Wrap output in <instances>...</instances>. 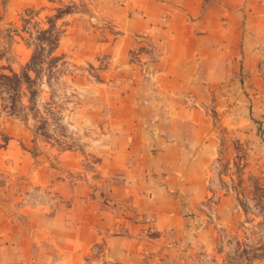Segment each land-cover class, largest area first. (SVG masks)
Returning <instances> with one entry per match:
<instances>
[{"label": "crops", "instance_id": "crops-1", "mask_svg": "<svg viewBox=\"0 0 264 264\" xmlns=\"http://www.w3.org/2000/svg\"><path fill=\"white\" fill-rule=\"evenodd\" d=\"M114 16L127 89L112 94L100 179L54 184L64 208L50 216L46 243L64 242L76 264H218L237 207L213 183V116L234 98L241 66L264 67V0H123ZM22 236L16 264H64L35 253L40 240L26 249Z\"/></svg>", "mask_w": 264, "mask_h": 264}, {"label": "rangeland", "instance_id": "rangeland-1", "mask_svg": "<svg viewBox=\"0 0 264 264\" xmlns=\"http://www.w3.org/2000/svg\"><path fill=\"white\" fill-rule=\"evenodd\" d=\"M122 1L0 0V235L8 234L0 245L8 264L24 232L26 249L34 238L41 257L76 264L64 242L56 250L46 243L50 216L64 208L54 184L100 179L96 154L112 133V94L128 82L114 46ZM238 77V92L213 116V183L237 207L236 228L214 251L218 264H264V67L251 75L241 66Z\"/></svg>", "mask_w": 264, "mask_h": 264}]
</instances>
